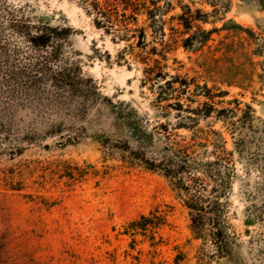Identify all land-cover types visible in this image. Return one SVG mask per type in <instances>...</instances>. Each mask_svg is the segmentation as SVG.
Returning <instances> with one entry per match:
<instances>
[{"label": "rangeland", "instance_id": "374dc122", "mask_svg": "<svg viewBox=\"0 0 264 264\" xmlns=\"http://www.w3.org/2000/svg\"><path fill=\"white\" fill-rule=\"evenodd\" d=\"M166 2L165 34L146 25L145 50L169 42L182 8L180 37L211 30L167 52L174 91L145 81L77 0H0V264H264V0ZM8 9L69 28L48 56L79 92L6 98L8 69L30 55ZM149 211L164 225L125 231Z\"/></svg>", "mask_w": 264, "mask_h": 264}, {"label": "trees", "instance_id": "16d2710c", "mask_svg": "<svg viewBox=\"0 0 264 264\" xmlns=\"http://www.w3.org/2000/svg\"><path fill=\"white\" fill-rule=\"evenodd\" d=\"M77 1L86 13L92 16L95 25L111 33L113 40L124 43L119 55L125 60V54L128 53L132 59L144 64L145 81L154 84L161 91L168 89L174 91L172 76L163 70L166 66L163 61L167 59V52L173 49L172 45L177 44L179 40L180 46L184 50H192L194 46L204 44L211 33V30H206L203 31V36L200 38H197L194 34L180 37L183 33L189 32L193 20L191 17H185L186 13L190 12L189 7H187L188 9L182 8L181 13L171 16L176 21V27L174 25L168 27L172 32L169 42L164 40L159 49L152 45L148 50H145L147 45L145 27H152L151 24L154 20L158 22L159 34L164 35L163 29L166 26L164 15L171 8L170 2H166V6L161 7L158 5L159 0L156 2L151 0H143L142 2L138 0ZM138 15H144L143 23L145 25L134 26L138 21ZM6 21L10 29L19 34L25 43V49L30 54L29 57L23 58L25 61H19L17 65H13L11 69H8L7 75L11 78L12 85H8L5 90H2L7 99L20 101L25 99L27 94L37 93L40 89L44 91L48 87H52L53 94L58 99L69 97L73 92H79L78 79L80 80V78L78 77L77 81L74 80L71 75L74 71L71 70V67L65 65L55 71L54 63L49 62L50 57L48 55L55 58L58 52V49L51 44L66 37L69 32L68 27L53 25L39 15L30 18L19 16L15 13V9L6 11ZM152 32L154 33L155 30ZM2 42L0 41V51L4 52L8 42ZM46 52H49V54ZM163 96L166 97H162V100L168 99L167 94ZM170 96L173 97L172 93H170ZM175 106L177 109H182L181 104L178 102L175 103ZM193 110L196 111L197 108H193ZM208 111V109L204 110L206 112L203 113L204 116L207 115ZM175 125L178 128H190L181 120L177 121ZM186 168L187 165L184 162L177 164L175 174L184 173ZM188 207L203 210L202 206L196 207L193 201H190ZM164 223V217L157 215L155 211H149L147 214H141L138 218L128 222L125 231L156 230Z\"/></svg>", "mask_w": 264, "mask_h": 264}]
</instances>
